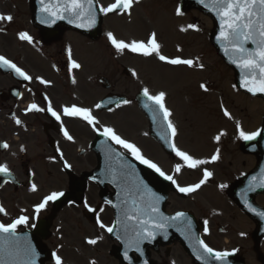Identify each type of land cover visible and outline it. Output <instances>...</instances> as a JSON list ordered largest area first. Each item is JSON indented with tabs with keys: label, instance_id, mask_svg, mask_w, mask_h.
I'll return each instance as SVG.
<instances>
[{
	"label": "snow or ice",
	"instance_id": "obj_1",
	"mask_svg": "<svg viewBox=\"0 0 264 264\" xmlns=\"http://www.w3.org/2000/svg\"><path fill=\"white\" fill-rule=\"evenodd\" d=\"M136 2H138V0H115L114 3L109 4L107 7L99 6L97 9L95 0H56L55 3L51 2V0H49L48 3H46L45 0H40V11L46 13L47 16L51 18V23H55L56 20L68 19L69 23L80 21L79 23H76L77 27H92L96 23L97 10L104 15H108L110 13L118 14L121 9L124 12H128L133 3ZM198 2L204 4L208 11L215 12L220 20V32L217 36V40L222 43L225 53H231L232 62L242 70L240 87L253 95L256 93H264V0H198ZM180 14V10L177 9V15ZM12 20L13 17L11 15H0V22H11ZM42 22L47 23L49 21L44 20ZM189 27L193 26L190 25ZM181 30L183 31V29ZM107 38L117 52L129 50L145 57L155 55L160 61L174 66L185 65L191 67L194 64V61L191 59H182L179 56L170 58L161 54V45L157 42L156 33H152L147 39V42H125L124 40L117 39L111 32L107 33ZM18 39L29 44L32 43V37L24 31L18 33ZM249 43L255 45V47L251 49L245 47V45ZM0 67L12 70L17 76L26 81H31L33 79V77L25 72L21 67H18L13 61L4 56H0ZM80 67L81 65L73 60L69 54V70L71 71L72 69H78ZM200 67L203 68V65L201 64ZM133 75H136V73L133 72ZM35 79L39 80V82L44 85L50 83V81H46L41 77H35ZM73 83H75V80H73ZM201 88L205 91L208 90L203 84L201 85ZM143 96L150 102V104L145 103L144 107L154 113L153 119H156V115L162 114L163 120L167 123V128L171 136L175 137L177 131L171 119H169L172 113L165 105L166 93L164 91H160L156 94H151L149 89L145 87L143 89ZM44 99L48 100V97L45 96ZM130 103L131 101L126 99L122 101L123 105H128ZM151 105H155L156 107L153 108ZM95 107L99 109L101 108V104H96ZM117 107H120V102L117 103ZM45 110L48 111L57 121L61 120V115L52 108L50 102L48 103L47 109L40 108L35 103H32L28 105L25 111L32 112ZM109 111H111V109H109ZM62 114L65 117H75L85 121L106 140H110L112 143L119 145L127 152L131 153V155L135 159L139 160L141 164H144L148 168L154 170L160 176L164 177L165 180L171 181L180 193L189 194L196 192L202 185L207 183L209 178L213 175V173L208 171L207 168H204L203 177L198 183L188 186H180L173 176L166 175L157 164L153 163L149 159H146L142 155L141 150L135 144L125 138H122L114 128L103 126L101 129L97 127V125H99V121L92 114L91 109L73 104L71 106L63 107ZM224 116L229 119L232 118L227 109H224ZM15 123L20 125L21 121L19 119H15ZM237 131L239 132L240 138L245 141L254 140L258 135H260L259 131L251 133L245 132L240 128L239 122H237ZM61 132L68 141L73 140L72 135L63 126V124H61ZM221 135H223V133L217 135L215 139L219 141ZM8 147L9 145L7 143L0 144V148L7 149ZM170 147L179 160L183 162L182 164L177 163L175 165L174 171L176 173H180L184 167L196 170L202 165L215 162L219 159V150H217L216 154L211 156L210 160H207L194 158L188 152L180 150L174 142H170ZM21 150L23 151V148ZM61 159H63L62 155ZM64 167L70 168L71 165L65 162ZM0 175H10L6 165H0ZM259 186L264 187V182H262ZM219 187L223 189L226 185L221 184ZM30 191H37V186L34 183L31 184ZM62 196H64L63 192H50L48 195L44 196L43 200L39 204L35 205V212L39 213L41 210L45 209L49 202H55ZM141 198H143V194H141ZM152 199H154L156 203L149 200L144 209H138L139 215L137 216H131L127 213H123L126 221L135 220L137 222V227L134 229L135 235L128 239L127 246H134L138 251L140 250V243L143 240L154 239L156 231L165 229L168 220H175L184 216V213L180 212L177 213L175 217H164L160 213L159 208L156 206L160 198L152 197ZM84 207L90 212H95V209L91 208L87 202ZM5 211L6 210L3 207H0V213H5ZM100 211L102 212L103 209L101 208ZM142 216H147V219H141ZM28 222L29 217L21 215L14 219L11 223H0V234H6L7 238H16L18 226L25 225ZM96 223L99 228L108 233H112L114 231L113 227L106 226L99 217H97ZM204 223V230L205 233H207L208 221L205 220ZM125 230H128V225L126 223ZM101 238L102 237L87 239L86 243L89 245H95L97 240ZM197 243L199 244L200 249L203 250V253L208 257H214L216 260L223 261L225 257L229 255L227 252L214 251L213 248L209 247L203 240H198ZM3 252H5V249L0 248V253ZM7 254L13 255L12 253ZM15 255H21V253L18 251ZM22 255L25 257L22 264H35V252L30 247L25 248ZM52 256L55 264H63L62 258L58 254L54 252ZM125 258L127 259V252H125ZM197 259L203 260L204 256L197 255ZM0 264H4L2 259H0Z\"/></svg>",
	"mask_w": 264,
	"mask_h": 264
},
{
	"label": "rangeland",
	"instance_id": "obj_2",
	"mask_svg": "<svg viewBox=\"0 0 264 264\" xmlns=\"http://www.w3.org/2000/svg\"><path fill=\"white\" fill-rule=\"evenodd\" d=\"M16 1V3H18V5L20 6V10H19V20L21 19V16H22V14H23V12H27V10H26V8L24 7V4H25V0H15ZM154 3V2H153ZM147 10L150 12V13H152V14H155L156 13V11L155 10H153V9H150V8H147ZM21 21V20H20ZM194 42H196L197 44H199V43H201V39L200 38H197V39H195L194 40ZM206 53V52H205ZM208 55H209V58L210 59H215V62H218L217 61V57H216V55H215V53L214 52H211V51H208ZM92 59H94V57L92 56ZM215 62H213L212 64H211V66L212 67H215ZM145 63L146 62H144L143 61V65L142 66H144L145 65ZM219 63V62H218ZM221 64V63H220ZM136 66H138V68L140 69V62L138 61L135 65H134V67H136ZM91 67H97V71H102L103 73L105 72V70L107 69V65H103V64H101L100 62H98V64H97V66H91ZM100 67V68H99ZM151 71V70H150ZM181 71L183 72V70L181 69ZM213 71H216L217 72V74H219L222 78H224V81H223V86L224 87H226V79L228 78V76H229V73H228V71H226L223 67H221V66H217L216 68H213ZM151 73V72H150ZM179 75H181V73H179ZM227 82H228V80H227ZM156 85H158V86H162L163 85V83L161 82V81H158L157 83H156ZM234 99H231L232 100V102H231V104H232V106L237 110V111H240V112H242V106H241V104L242 105H244V106H247L248 108H249V111H250V117H252V109H253V104L251 103V102H248V101H246V100H243V99H240V98H236V97H234V96H232ZM230 101V100H229ZM133 112H135L137 115H138V117H139V119H140V121H141V117H140V115L135 111V110H132ZM260 112H261V115L263 114V112H264V104L262 103V102H260ZM196 116L199 118V122H197L196 124L198 125V127H196V129H195V136H197V137H199L200 139H202V140H205V138H206V136H205V134L204 133H206V132H203V134L199 131V126H203V125H205L206 123H207V119H206V117H205V115L204 114H202V113H200V112H197L196 113ZM249 123H250V121H249ZM219 125V123H218V121H216V120H212L211 118H210V125H209V127L211 128V127H216V126H218ZM37 139L39 140V137H37ZM198 143H195V141H194V145L196 146ZM90 162V160H88V163ZM86 167V166H85ZM87 168V167H86ZM75 216V215H74ZM172 250H173V252H175V254L177 255V254H180V255H182V257H183V254L181 253V251H180V249H179V247H178V245H176V248L174 249V248H172ZM184 258V257H183ZM184 260H185V258H184ZM186 261V260H185ZM187 262V261H186Z\"/></svg>",
	"mask_w": 264,
	"mask_h": 264
},
{
	"label": "water",
	"instance_id": "obj_3",
	"mask_svg": "<svg viewBox=\"0 0 264 264\" xmlns=\"http://www.w3.org/2000/svg\"><path fill=\"white\" fill-rule=\"evenodd\" d=\"M260 153L262 154V152L260 151Z\"/></svg>",
	"mask_w": 264,
	"mask_h": 264
}]
</instances>
